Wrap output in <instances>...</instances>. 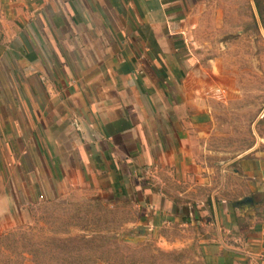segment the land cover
I'll return each instance as SVG.
<instances>
[{
    "label": "crops",
    "instance_id": "0c3cea01",
    "mask_svg": "<svg viewBox=\"0 0 264 264\" xmlns=\"http://www.w3.org/2000/svg\"><path fill=\"white\" fill-rule=\"evenodd\" d=\"M215 2L217 21L264 19V0H0V233L22 199L84 192L181 254L158 264L264 259L262 86L237 97L256 132L231 154L217 119L242 83L192 47Z\"/></svg>",
    "mask_w": 264,
    "mask_h": 264
},
{
    "label": "rangeland",
    "instance_id": "374dc122",
    "mask_svg": "<svg viewBox=\"0 0 264 264\" xmlns=\"http://www.w3.org/2000/svg\"><path fill=\"white\" fill-rule=\"evenodd\" d=\"M219 7L215 2L213 10L203 13L205 22L192 47L207 67L222 68L224 77L242 83L241 94L230 87V113L219 111L217 119L228 135L218 136L215 142L234 154L251 145L256 132L254 109L239 104L237 97L248 96L253 84L259 83V99L264 103V19L257 24L250 18L249 23L238 25L230 22L237 18L234 11L229 22L217 21ZM245 12L250 16L252 9ZM22 171L29 178L28 171ZM32 202L22 199V214L15 225L0 233V264H158L180 259L181 254L160 250L141 226L131 225L139 211L128 201L118 200L110 206L81 192L70 194L66 201L43 198Z\"/></svg>",
    "mask_w": 264,
    "mask_h": 264
},
{
    "label": "water",
    "instance_id": "95a60500",
    "mask_svg": "<svg viewBox=\"0 0 264 264\" xmlns=\"http://www.w3.org/2000/svg\"><path fill=\"white\" fill-rule=\"evenodd\" d=\"M252 199L249 196L243 197L241 200L236 201L235 204L238 205H248L249 203H251Z\"/></svg>",
    "mask_w": 264,
    "mask_h": 264
},
{
    "label": "built area",
    "instance_id": "2783aa9c",
    "mask_svg": "<svg viewBox=\"0 0 264 264\" xmlns=\"http://www.w3.org/2000/svg\"><path fill=\"white\" fill-rule=\"evenodd\" d=\"M243 264H264V259H250Z\"/></svg>",
    "mask_w": 264,
    "mask_h": 264
}]
</instances>
